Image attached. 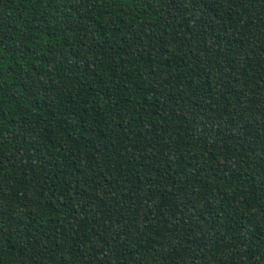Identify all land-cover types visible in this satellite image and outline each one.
Returning a JSON list of instances; mask_svg holds the SVG:
<instances>
[{"label":"trees","instance_id":"obj_1","mask_svg":"<svg viewBox=\"0 0 264 264\" xmlns=\"http://www.w3.org/2000/svg\"><path fill=\"white\" fill-rule=\"evenodd\" d=\"M0 264H264V0H0Z\"/></svg>","mask_w":264,"mask_h":264}]
</instances>
